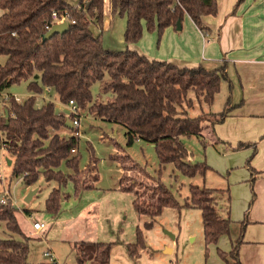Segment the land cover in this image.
Segmentation results:
<instances>
[{
  "label": "trees",
  "instance_id": "1",
  "mask_svg": "<svg viewBox=\"0 0 264 264\" xmlns=\"http://www.w3.org/2000/svg\"><path fill=\"white\" fill-rule=\"evenodd\" d=\"M245 1L237 0L234 12ZM0 9V92L26 83L32 93L22 103L12 95L5 109L9 111V118L5 116L6 111L0 118V149L8 154L7 164L11 161V179L21 178L27 186L34 185L41 177L47 183H56L46 201V214L52 218L61 215L65 202L72 198L80 200L84 192L94 190L99 181L95 159L91 161L94 169L80 168L79 154L72 153L79 140L62 133L68 129L69 120L57 112L56 104L49 101L41 108L36 107V95L43 94L47 88L62 104L74 101L79 117L87 111L104 121L124 126L128 146L136 141L154 146L161 165L159 178L152 181V186L141 185L148 190L149 197L145 191L136 192L131 180L126 184L124 176L120 180L122 192L137 196L134 207L140 217L148 219L144 222L145 229H152L165 209H198L202 213L205 244L218 245L221 238L229 237L231 251L218 249L219 255L225 264H241L239 251L249 223L247 216L238 222L239 236L231 239L232 227L237 223L230 213V190L191 185V195L181 205L160 179L163 168L170 164L189 178L198 174L205 176L211 170L206 163L188 161L190 152L183 138L195 136L206 144L204 130L213 129L215 133V127L229 117L233 109L231 98L225 110L211 114L210 120L202 114L197 117L190 114L196 102L213 105L222 83L229 81L226 63L216 69L203 65L179 67L166 61L150 60L129 48L141 41L146 30L157 31L160 37L168 28L177 30L178 22L183 26L186 15L207 35L210 31L203 18L217 15V0H112V16L126 18L127 48L123 51L108 49L103 44L104 0H79L77 5L67 0H0ZM53 12L68 13L69 28L43 41ZM92 26L102 32L96 36ZM99 82H105L104 89L111 93L105 102L94 99L93 87ZM253 146L256 150V145ZM245 147L246 144L240 143L237 149ZM118 162L124 171L144 174L128 155ZM92 171L95 173L90 181L82 178L86 173L90 176ZM69 185L73 188L71 194L66 192ZM224 194L228 204L226 217L220 214L215 197ZM25 213L31 215L29 210ZM0 221L12 234L8 239H0V264H30L32 238L23 232L16 207L0 202ZM114 244L76 243L77 261L79 264H111ZM145 245L143 229L138 227L137 241L125 247L135 258Z\"/></svg>",
  "mask_w": 264,
  "mask_h": 264
},
{
  "label": "rangeland",
  "instance_id": "2",
  "mask_svg": "<svg viewBox=\"0 0 264 264\" xmlns=\"http://www.w3.org/2000/svg\"><path fill=\"white\" fill-rule=\"evenodd\" d=\"M67 1L72 5H77L79 2V0ZM104 12L105 18L106 13L112 15V0H104ZM111 18L114 19L112 25L106 24L105 21L102 33L103 44L111 50H126L127 44L124 40L126 18L118 15ZM187 23L186 21L184 23L186 25L185 35L190 33ZM92 32L97 36L102 31L100 28L92 26ZM181 33V31H178L176 35H181ZM145 34L147 35L142 38L144 43L141 44H145L147 47L151 45L155 51L168 43L165 41L166 37L164 34L160 37L157 31L149 32L146 30ZM108 80L107 78L105 82H108ZM232 80H234L233 76ZM105 82H99L94 85L93 95L95 101L105 102L111 97V93L104 89ZM230 85L231 81L222 83L221 90L216 95L213 105L209 106L196 102L194 109L190 112L191 116L197 117L202 114L210 120L213 117L211 114H219L225 110L229 98H231L230 104L233 107L230 110L229 117L235 110L241 109L243 103L241 101L238 102L241 92L238 86L234 90ZM6 93L19 97L22 101H26L32 96V93L28 91L26 83L13 86ZM49 101L56 104L58 113L62 114L67 120H70L67 117L69 112L65 109L66 105L58 100L53 91L45 88L43 94L36 95L37 108L43 107ZM253 110L256 112L261 109L256 108ZM252 115L254 114H249L248 116ZM78 119L81 122V137L78 138L79 142L75 154L78 153L80 156V168L82 170L89 166V169H94V164L91 161L95 159L99 181L96 185L97 189L94 192L100 195L98 190L111 191L113 189L114 183L116 184L118 180V170L122 167L118 161L125 155H128L143 169L144 174L131 170L124 171L122 176L125 177V184L127 180H131L136 185L134 188L136 192L140 191L142 193L145 191V195L149 197L148 190L146 191L141 185L152 186L154 185L152 181L159 178L158 172L161 165L154 146L145 141H136L132 146H128L127 129L124 126L104 121L89 114L87 111L81 113ZM247 119L255 122L251 128H246L241 133V136L245 138L244 140L230 141L220 139L216 127L215 133L212 132L213 129L204 130L203 134L206 138L205 141H207L206 144L195 136L183 138L190 152L188 161L191 164L206 163L210 166L211 170L205 176L198 174L194 178L186 177L172 164L165 166L162 174H160L162 182L172 191L181 205H184L187 199H189L191 185L219 190L229 189L231 196V206L229 205V208L231 207L232 220L237 223L232 227V240L237 239L239 236L238 222L245 219L247 213L250 212L254 205L256 200L255 185L259 178L262 177V172L258 169L264 166V146L260 150V141L263 137H258V130L264 126V113H257L254 117ZM226 123L225 121L223 125ZM231 125L229 124L225 128L228 133L232 131ZM64 133L66 136H71L73 135V130L68 128L64 130ZM240 143L246 144L247 147L238 150L237 148ZM253 145H256V150ZM7 155L5 149H0V159L3 156L6 161V164H4L6 183L17 203L16 216L18 222L23 232L32 238L30 242V264H55V258L51 260V258L44 256V253L51 246L57 250L56 264H77L74 258L76 254L72 252L68 255L69 252L67 253V248L64 245L60 243L52 244V240L42 238V234H37L32 229V225L36 220L44 223L53 222L52 217L46 214L45 210L46 201L51 191L57 186L56 183H47L41 177L34 185L27 186L21 178L11 179V169L7 164ZM113 158L117 159V161ZM128 165L131 167L132 164L128 163ZM63 169L68 172L65 168ZM94 173L93 171L91 172V177L86 173L82 178L90 181ZM245 186L247 189H244ZM35 190H37V193L33 196L32 200L26 202L28 195ZM71 190L72 186L69 185L66 192L71 194ZM247 190L248 193L250 192V198L245 204L244 197ZM129 194L135 195L134 193ZM215 197L216 201H218L220 214L226 217L228 211L227 196L224 194L215 195ZM71 204H73L71 201L63 204L61 216L67 214V210H69ZM112 204V209L115 208V210H108V205H105L103 208V213L105 214L103 216L106 217L103 227L108 229L110 235L105 233L103 239H99L102 240L101 242L116 244L111 255V264H225L219 255L218 249L226 253L231 251L228 252L225 249L226 241L229 239L227 237H223L225 239H221L222 241L218 245L207 246L205 244L202 213L198 209H165L163 215L157 218L154 227L152 229H145L144 222L148 221V219L140 217L135 207L131 204L129 208L128 204V209L122 214L119 223L114 226L115 232L112 233L109 227L111 223L109 221L110 217L113 216V213L119 206L123 208L124 205L122 202L119 203L117 201H112ZM77 206L78 204L75 207L73 206L72 210L76 209ZM26 210L31 211V215H27L25 213ZM138 227L143 229L146 245L144 249L140 250V255L133 258L128 254L125 246L120 245L119 239H122L121 235L124 232L129 238L130 234H127V232L130 230L136 235L137 239ZM114 234L115 237L112 238ZM11 235L6 224L0 221V239H8ZM118 237L120 238L118 239ZM167 250H172L173 252L166 253ZM88 264L95 263L89 262Z\"/></svg>",
  "mask_w": 264,
  "mask_h": 264
},
{
  "label": "crops",
  "instance_id": "3",
  "mask_svg": "<svg viewBox=\"0 0 264 264\" xmlns=\"http://www.w3.org/2000/svg\"><path fill=\"white\" fill-rule=\"evenodd\" d=\"M217 3V15L203 18L205 26L210 31L207 34L208 37L186 15L181 35H176L178 31L174 28H168L165 31V41L168 43L164 47H159L155 51L151 45L147 47L145 44H141L144 43L141 39L139 43L130 45L129 48L138 51L150 60L166 61L179 67L192 68L203 65L207 69H216L226 63L231 88L235 90L236 86H238L241 92L238 102L241 101L243 107L235 110L226 120L227 123L225 125L216 126V131L220 139L230 141L244 140L245 138L241 136V133L246 128H251L255 122L247 118L254 117L257 113H264V0H246L235 12L237 0H217ZM1 14L2 10L0 9V16ZM111 17V14L108 15L106 13V24H113L114 19ZM185 21L188 22L190 30L187 35L184 33L186 29ZM232 76L234 80H232ZM256 108L261 110L255 112L253 109ZM249 114L254 115L248 116ZM229 124H232V131L228 133L225 128ZM258 131V137H263L260 141L261 150L264 146V126ZM62 133L65 135L64 131ZM258 170L262 172V177L256 182V200L250 212L247 213L249 224L244 233V243L239 251L241 264H264V166ZM118 171V180L116 184L114 183L111 191L98 190L100 195H97L94 192L97 189L96 184L95 189L84 192L80 200L75 198L69 200L73 204L70 205L67 214L52 218L54 223H47L48 228L40 233L42 238L52 240V244L60 243L64 245L67 248V253L69 252L68 255L72 252L76 254V243H111L99 240L103 239L105 233L110 235L108 229L103 227L106 218L103 216L105 215L103 208L108 205V210H115V208L112 209V201L124 204L123 208L119 206L112 217L109 216L110 220H108L111 221L109 227L113 233L115 232L114 226L119 223L122 214L128 209L127 205L129 204V208L131 204L134 206L136 198L133 194L121 191L120 180L124 170L121 167ZM3 184L0 181V192L3 191ZM5 185L7 186L6 182ZM244 189H247V187L245 186ZM249 193L247 190L244 197L245 204L250 198ZM77 204V208L72 210V207ZM37 221L40 220L34 222ZM127 234H130L129 238L125 232L121 235L122 239L118 237L119 243L123 247L134 244L137 240L136 235L131 230ZM114 237L115 234L112 238ZM115 247L116 244H114L113 250ZM230 247L231 241L227 239L225 244L226 251L229 252L231 250ZM48 251L53 254L54 263H57V250L51 246ZM74 258L79 264L76 255Z\"/></svg>",
  "mask_w": 264,
  "mask_h": 264
},
{
  "label": "built area",
  "instance_id": "4",
  "mask_svg": "<svg viewBox=\"0 0 264 264\" xmlns=\"http://www.w3.org/2000/svg\"><path fill=\"white\" fill-rule=\"evenodd\" d=\"M64 22H67L68 25L70 24L69 14L64 13L62 15L58 14L57 12H53L51 16V22L46 25V30L49 31L51 29L52 25L56 24H62ZM72 24H75V21H71ZM208 37V35H206ZM12 97V95L6 93V92H0V118L4 115V112L6 111V107H9V100ZM15 100L18 103H22V101L19 97H15ZM65 109L69 112V115L67 116L70 118L69 122L72 125L73 135L78 139L81 137V122L79 117V109L77 108V105L74 101H70ZM2 138V131L0 128V139ZM3 149V148H1ZM73 154H75L77 151L74 149ZM4 164H6V161L3 156H1L0 159V181L3 182V191L1 192L0 202L2 205H7L8 203H11L14 207L17 206V203L14 200L13 195L11 194L10 190L5 185L6 182V176L4 173ZM33 231L37 234H40L42 231L48 228V224L44 222H34L32 225ZM45 256L48 258L54 259V256L51 252L47 251L45 253Z\"/></svg>",
  "mask_w": 264,
  "mask_h": 264
},
{
  "label": "water",
  "instance_id": "5",
  "mask_svg": "<svg viewBox=\"0 0 264 264\" xmlns=\"http://www.w3.org/2000/svg\"><path fill=\"white\" fill-rule=\"evenodd\" d=\"M69 28V25L67 22H64L62 24H56V25H52L51 29L44 35L43 37V41H47L50 40L53 36H55L56 34H63L64 32H66ZM182 30V25L181 22H178V27H177V31H181ZM9 111L6 110L5 112V116L6 118H9ZM67 127L72 129V125L70 122H67ZM8 166H11V161H8ZM37 193V190L32 191L28 197L26 198V202H30L33 198V196ZM172 250H167L166 253H172Z\"/></svg>",
  "mask_w": 264,
  "mask_h": 264
}]
</instances>
